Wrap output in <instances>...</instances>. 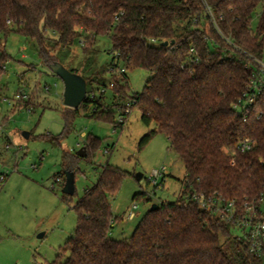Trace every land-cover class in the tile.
I'll list each match as a JSON object with an SVG mask.
<instances>
[{
    "label": "trees",
    "instance_id": "16d2710c",
    "mask_svg": "<svg viewBox=\"0 0 264 264\" xmlns=\"http://www.w3.org/2000/svg\"><path fill=\"white\" fill-rule=\"evenodd\" d=\"M11 32L34 40L48 68L58 61L54 49L82 35L88 45L108 36L111 78L98 94L85 78L79 106L122 128L130 112L118 123L117 108L134 100L142 122L153 124L139 148L162 133L185 171L179 197L147 210L131 235L119 240L111 237L119 217L110 196L123 172L106 163L74 205V229L47 264H264L263 255L234 235L232 220L191 198L220 196L239 211L244 202L264 198V0H0V74L10 57L4 39ZM119 62L149 73L141 92L129 93L127 78L117 74L124 71ZM246 138L253 145L236 149ZM97 141L87 138L83 157L95 152ZM65 168L75 173L72 163ZM55 178L63 185L64 174Z\"/></svg>",
    "mask_w": 264,
    "mask_h": 264
},
{
    "label": "rangeland",
    "instance_id": "374dc122",
    "mask_svg": "<svg viewBox=\"0 0 264 264\" xmlns=\"http://www.w3.org/2000/svg\"><path fill=\"white\" fill-rule=\"evenodd\" d=\"M256 23L254 14L252 27ZM4 44L10 57L0 74V264L54 261L74 229V205L106 163L123 172L118 190L110 196L112 212L119 217L111 232L114 239H127L153 203L179 197L184 166L162 133L139 148L141 137L153 124L142 122L137 107L131 109L122 128L89 116L82 106L75 111L63 104V82L41 63L34 40L11 32ZM53 53L63 66L86 78L88 88L97 94L111 78L114 51L106 35L96 36L91 45L82 35ZM117 74L127 78L129 93L141 92L149 79L140 67L119 69ZM111 95L106 88L105 102L112 108ZM90 136L98 139L97 149L80 157L76 152ZM70 163L75 168L72 195L63 193L55 178ZM153 170L160 172L156 183ZM139 173L142 177L136 179ZM131 210L134 217L128 219ZM232 232L242 235L238 227Z\"/></svg>",
    "mask_w": 264,
    "mask_h": 264
},
{
    "label": "built area",
    "instance_id": "2783aa9c",
    "mask_svg": "<svg viewBox=\"0 0 264 264\" xmlns=\"http://www.w3.org/2000/svg\"><path fill=\"white\" fill-rule=\"evenodd\" d=\"M264 75V64L261 63ZM134 100L126 101L122 106L117 108L118 114L116 121L125 120V114L131 111ZM115 128V127H114ZM253 142L244 139L236 149H249ZM164 169V167H162ZM153 182L156 183V176L160 174L159 170H153ZM58 181V179H57ZM191 198L196 204L207 211H211L216 217L224 220H232L238 228L241 229L242 236L247 241L248 249L257 255L264 256V198L259 200L244 202L238 210L233 200H225L218 196L202 198L196 194H192ZM136 208V204L132 205V209ZM134 212L131 210L127 218L132 219Z\"/></svg>",
    "mask_w": 264,
    "mask_h": 264
},
{
    "label": "water",
    "instance_id": "95a60500",
    "mask_svg": "<svg viewBox=\"0 0 264 264\" xmlns=\"http://www.w3.org/2000/svg\"><path fill=\"white\" fill-rule=\"evenodd\" d=\"M167 41L161 43V45H167ZM50 71L58 76L63 82V104L71 108H78L79 105L86 97V80L80 74L67 69L60 62L54 61L49 65ZM26 137L27 133L24 134ZM79 156H85V147H80L77 152ZM65 180L62 185L61 191L65 194L72 195L75 191L74 176L75 173L72 170L64 171ZM136 179H140L142 174H136ZM158 207L157 203H153L149 210L156 209ZM39 234L38 236H41Z\"/></svg>",
    "mask_w": 264,
    "mask_h": 264
}]
</instances>
